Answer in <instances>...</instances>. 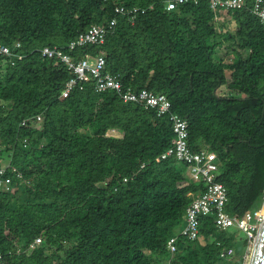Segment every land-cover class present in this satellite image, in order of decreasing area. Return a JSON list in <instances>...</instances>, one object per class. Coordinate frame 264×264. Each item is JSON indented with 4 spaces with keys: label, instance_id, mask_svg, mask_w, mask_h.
Here are the masks:
<instances>
[{
    "label": "trees",
    "instance_id": "trees-1",
    "mask_svg": "<svg viewBox=\"0 0 264 264\" xmlns=\"http://www.w3.org/2000/svg\"><path fill=\"white\" fill-rule=\"evenodd\" d=\"M122 6L141 10L132 22L117 12ZM252 7L245 0L226 11L238 27L223 32L207 0L171 10L166 0H0V41H20L26 54L0 64V144L24 174L14 192L0 188V264H152L170 256L167 242L179 235L199 187L184 164L156 160L172 144L169 117L97 91L94 80L63 97L73 74L40 51L112 18L118 22L103 43L72 53L102 51L105 71L118 74L124 90L166 94L188 121L191 147L216 151L227 210L242 216L261 205L264 23ZM37 114L41 128L29 126ZM25 138L28 149L19 145ZM200 220L197 239L178 236L173 264H243L233 233L213 215ZM232 245L237 254L221 258Z\"/></svg>",
    "mask_w": 264,
    "mask_h": 264
},
{
    "label": "built area",
    "instance_id": "built-area-1",
    "mask_svg": "<svg viewBox=\"0 0 264 264\" xmlns=\"http://www.w3.org/2000/svg\"><path fill=\"white\" fill-rule=\"evenodd\" d=\"M201 0H166V8L174 9L187 2L199 3ZM210 8L216 13L217 19L223 12L231 9H240L245 6V0H207ZM117 12L128 13L131 15V21H134L136 13L141 10L139 7L126 9L124 6L118 7ZM145 9L142 10L144 12ZM253 13L264 23V0H253ZM117 18H112L104 24H93L85 32L80 33L75 39L66 46H43L40 51L42 55L56 58L65 64L73 76L66 81L62 96H68L77 87H84V82L95 81L97 91L113 90L119 94L124 102L142 105L144 109H155L158 117L168 116L174 133L172 144L158 157L157 161L174 158L179 164H184L188 171L189 179L195 183L198 188L194 194L193 200L187 206L184 215V224L180 229L179 235L191 240L200 236V218L204 215H213L216 226L226 231L231 227H236L237 232L233 233L235 243H243L242 256L244 263L249 264L250 256L253 250L256 232L264 219V191L262 194V203L259 207L248 210L244 215H233L227 210L229 201L228 190L224 183L217 180L221 162L217 153L211 147H203L195 150L189 144L188 121L179 113L172 111V103L164 93H157L147 87L139 90L128 88L123 89V83L118 74H112L105 71L107 65L106 56L102 51L92 55L90 52L81 57L72 53L77 46L87 44L99 45L105 41L107 33L117 24ZM22 43L17 41L13 45L0 41V64L6 62L15 63L16 60H22L26 54L21 51ZM42 114H37L31 118V124L41 122ZM29 120H23L22 126H28ZM22 148L29 146L28 140H19ZM4 143L0 144V188L14 192L18 182L23 180V172L13 164V152L8 155L5 161L2 150ZM145 164L142 165L144 167ZM127 178H125V181ZM173 235L167 242V248L170 256L164 259L153 260L152 264H173L174 256L178 250V236ZM41 237H37L31 244V248L41 243ZM237 247V244H236ZM235 246H225L220 251L221 258L231 259L237 254ZM3 261V254L0 253V263Z\"/></svg>",
    "mask_w": 264,
    "mask_h": 264
},
{
    "label": "rangeland",
    "instance_id": "rangeland-1",
    "mask_svg": "<svg viewBox=\"0 0 264 264\" xmlns=\"http://www.w3.org/2000/svg\"><path fill=\"white\" fill-rule=\"evenodd\" d=\"M216 26L218 27V30L219 31H232V32H235L236 29H237V24L236 22L234 21L233 17L230 16V15H226V12L224 11L222 16H220V18H216ZM230 42L229 41H225L223 46L219 47L218 48V53L222 56H224V54L227 52V50H229V48H227V45L229 44ZM227 76L230 77V71L227 70ZM220 90V89H219ZM221 90H223L221 93L222 94H227V92H229L227 90V88L225 89V87H222ZM225 90V91H224ZM220 93V91H218ZM220 93V94H221ZM34 127H37V128H41L43 126V121L41 122H38V123H35L34 125H32ZM2 143H5L4 141ZM6 144V143H5ZM31 146H28V148H30ZM9 154H7L6 152H4V159L5 161L7 160L6 158L8 157ZM187 169V168H186ZM185 169V174L188 175V171ZM231 233H234V232H237V228L236 227H231L228 229ZM237 247H238V252L242 253L243 251V243L239 242L237 243Z\"/></svg>",
    "mask_w": 264,
    "mask_h": 264
},
{
    "label": "water",
    "instance_id": "water-1",
    "mask_svg": "<svg viewBox=\"0 0 264 264\" xmlns=\"http://www.w3.org/2000/svg\"><path fill=\"white\" fill-rule=\"evenodd\" d=\"M249 264H264V219L256 232Z\"/></svg>",
    "mask_w": 264,
    "mask_h": 264
},
{
    "label": "crops",
    "instance_id": "crops-1",
    "mask_svg": "<svg viewBox=\"0 0 264 264\" xmlns=\"http://www.w3.org/2000/svg\"><path fill=\"white\" fill-rule=\"evenodd\" d=\"M187 170V169H186Z\"/></svg>",
    "mask_w": 264,
    "mask_h": 264
}]
</instances>
